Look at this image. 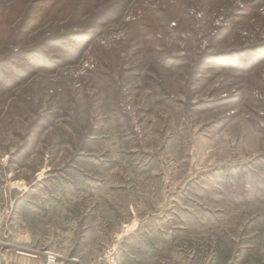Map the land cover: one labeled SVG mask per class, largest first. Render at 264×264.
I'll use <instances>...</instances> for the list:
<instances>
[{
    "label": "rangeland",
    "instance_id": "374dc122",
    "mask_svg": "<svg viewBox=\"0 0 264 264\" xmlns=\"http://www.w3.org/2000/svg\"><path fill=\"white\" fill-rule=\"evenodd\" d=\"M110 2L0 0V264H264V0Z\"/></svg>",
    "mask_w": 264,
    "mask_h": 264
},
{
    "label": "built area",
    "instance_id": "2783aa9c",
    "mask_svg": "<svg viewBox=\"0 0 264 264\" xmlns=\"http://www.w3.org/2000/svg\"><path fill=\"white\" fill-rule=\"evenodd\" d=\"M47 264H54L57 261L58 254L46 250L44 252ZM98 264H117V253L114 246H108L104 249L98 259Z\"/></svg>",
    "mask_w": 264,
    "mask_h": 264
},
{
    "label": "trees",
    "instance_id": "16d2710c",
    "mask_svg": "<svg viewBox=\"0 0 264 264\" xmlns=\"http://www.w3.org/2000/svg\"><path fill=\"white\" fill-rule=\"evenodd\" d=\"M111 1L112 2H110L101 9L100 13L95 14L98 18L102 16L104 17L105 15L106 16L113 15L118 11V9L121 6L125 5L128 0H111Z\"/></svg>",
    "mask_w": 264,
    "mask_h": 264
},
{
    "label": "crops",
    "instance_id": "0c3cea01",
    "mask_svg": "<svg viewBox=\"0 0 264 264\" xmlns=\"http://www.w3.org/2000/svg\"><path fill=\"white\" fill-rule=\"evenodd\" d=\"M1 255L4 256L5 254L0 253V256H1ZM4 257H5L4 259L6 260V259H7V258H6V255H5ZM15 261H17V262H18V261H21V262H22V261H23V258H22L21 256H19V257L17 256V258L15 259ZM4 264H5V263H4Z\"/></svg>",
    "mask_w": 264,
    "mask_h": 264
}]
</instances>
